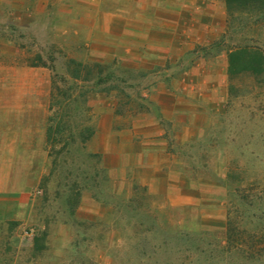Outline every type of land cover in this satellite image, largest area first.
<instances>
[{
  "label": "rangeland",
  "instance_id": "1",
  "mask_svg": "<svg viewBox=\"0 0 264 264\" xmlns=\"http://www.w3.org/2000/svg\"><path fill=\"white\" fill-rule=\"evenodd\" d=\"M93 1L76 2L77 35L58 0L2 2L0 264H264V0L162 12L171 25L108 44L82 24ZM149 81L188 116L173 186L101 153L113 116L126 129L173 110Z\"/></svg>",
  "mask_w": 264,
  "mask_h": 264
},
{
  "label": "crops",
  "instance_id": "2",
  "mask_svg": "<svg viewBox=\"0 0 264 264\" xmlns=\"http://www.w3.org/2000/svg\"><path fill=\"white\" fill-rule=\"evenodd\" d=\"M9 0H0V10L2 2ZM79 0H58L53 6H58L59 14L64 15L65 21L59 20L65 26L75 27L73 33L78 34V2ZM88 1V0H87ZM91 1V0H90ZM95 1V2H94ZM86 7L87 16L85 17V26L89 29V39L93 35V42L108 44L110 40L131 42L134 38L142 36L143 33L150 31L152 27H166L171 25L166 17H160V13L178 14L179 21H184V12L190 10H205L211 7L223 8V0H94ZM225 1V0H224ZM13 8V6H12ZM225 8V7H224ZM94 13V14H92ZM89 21V23H88ZM180 21V22H181ZM112 22H117L120 29L115 32L110 30L113 27ZM180 22L178 24H180ZM81 24V23H80ZM71 31V30H70ZM98 34L101 37H98ZM88 39V40H89ZM115 39V40H116ZM126 50V56L130 54ZM154 68H151L153 70ZM149 92V93H148ZM150 94V95H149ZM165 94L172 100V109L161 107V115L153 116V119L146 123H140L141 120L133 119L131 128L123 129L119 124L121 117L113 116L106 125L100 124L97 135L101 134L105 138L102 154L114 155L118 158L120 164L117 167L119 175L125 176L126 171L133 173V178H137L140 171L147 170L153 175V181L156 185L164 180L169 186H173V167L179 162L178 152L171 149L169 139H174L172 135L173 126L176 123L183 124L185 110L176 109V105L181 103V96L168 88L165 82L149 81L146 97L157 102L156 95ZM202 111H198L200 114ZM168 113V114H167ZM167 114V115H166ZM181 114V115H179ZM175 115H179V120H174ZM183 117V118H182ZM174 124V125H172ZM172 125V127H170ZM154 127L152 131H147L142 135L144 128ZM102 127V128H101ZM116 127V128H115ZM99 131V132H98ZM115 136H121V139L114 140ZM142 136V137H141ZM182 164V163H181ZM181 169L183 167L180 166ZM178 178V177H177ZM169 191L174 192L172 188Z\"/></svg>",
  "mask_w": 264,
  "mask_h": 264
},
{
  "label": "trees",
  "instance_id": "3",
  "mask_svg": "<svg viewBox=\"0 0 264 264\" xmlns=\"http://www.w3.org/2000/svg\"><path fill=\"white\" fill-rule=\"evenodd\" d=\"M241 53H242V54H245V53H247V54H251L250 56H252V54H253L252 51H251V49H248V48H246V49H244V50H241V51H234V52H231L230 55H229L231 68H233L235 57H236L237 55L241 54ZM256 53H257V52H256ZM231 71H232V69H231ZM231 74L233 75L234 73L231 72Z\"/></svg>",
  "mask_w": 264,
  "mask_h": 264
}]
</instances>
